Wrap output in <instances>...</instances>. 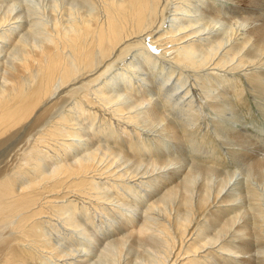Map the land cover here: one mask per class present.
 Masks as SVG:
<instances>
[{"label": "bare ground", "instance_id": "bare-ground-1", "mask_svg": "<svg viewBox=\"0 0 264 264\" xmlns=\"http://www.w3.org/2000/svg\"><path fill=\"white\" fill-rule=\"evenodd\" d=\"M27 3L0 0V264H264V156L217 171L187 129L195 89L224 112L247 69L264 116V0Z\"/></svg>", "mask_w": 264, "mask_h": 264}, {"label": "rangeland", "instance_id": "rangeland-1", "mask_svg": "<svg viewBox=\"0 0 264 264\" xmlns=\"http://www.w3.org/2000/svg\"><path fill=\"white\" fill-rule=\"evenodd\" d=\"M27 0H25V3ZM29 2L27 3V6H29V3L31 2V0H28ZM33 1H36V0H33ZM25 7H26V4H25ZM30 7V6H29ZM174 55V53H173ZM168 58V57H167ZM169 59V58H168ZM168 59H166L168 61ZM166 61V62H167ZM163 62H165V60H163ZM169 65V64H167ZM178 67V66H177ZM221 70V69H220ZM219 70V71H220ZM248 71H246L245 73L246 74H251L252 72H249L250 69H247ZM226 71V70H224ZM213 72V71H212ZM215 72V71H214ZM240 73H238L240 76H241V81H243V86L244 88L246 87V89L243 91V95H244V98L242 99V101H234L233 104L232 103H229V102H224L223 103V100H219V104H222V105H225L226 106V111L224 112H220V111H217L215 109H213L211 106L212 104L218 102L216 99L213 100L211 97L210 99L206 98L207 96V93L205 94L204 91L197 87L195 89V109L194 111H192V113H196V114H199L200 113V120L197 122V123H192V128L188 127V131H193L194 134H196V137H197V142L205 145L203 146L204 150H206L209 155H206L205 154H199V153H196V156L201 159L202 161L205 162L204 165H210V166H215L216 167V170L217 171H220V172H223V173H232L233 171L234 172H238V171H242L245 169V167H242L244 166L243 164L244 163H249L251 161H253L254 159H257V158H260L262 156H264V116L259 112V109L257 108V102L254 98V95L252 92H250V87H248V82H247V79L246 77L244 76L245 73H243L242 71H239ZM186 76L189 77V81L190 83L192 84V86L194 87V83L197 79V74L201 75V72L200 71H192V70H188L187 72H185ZM242 74V75H241ZM243 79V80H242ZM249 88V89H248ZM224 91V88H222L221 86L218 87V90L215 92V94H219V93H222ZM213 97V95H210ZM206 99V100H205ZM176 100V99H175ZM191 100V98L189 99V101ZM211 101V102H209ZM210 103V104H209ZM210 105V106H209ZM201 106V107H200ZM228 110V111H227ZM168 112H169V115L170 117L174 118L175 120H177L180 124L184 125L185 124V121H186V118L187 115H188V111H186L185 109V106L181 105V106H176L174 108H169L168 109ZM218 112V113H217ZM212 113V114H211ZM207 114V115H206ZM233 114H236V115H233ZM215 115V116H214ZM228 115V116H227ZM202 116V117H201ZM223 116V117H222ZM219 117V118H218ZM221 117V118H220ZM242 117V118H241ZM214 118V119H213ZM242 120V123H240L239 125V128L245 133L246 136H248L250 134V139L249 141H251V143L253 144V146L249 147V146H240V148L238 149V146H234L235 148H232V146H230L227 142L229 140V135H230V126L229 124H232V122L236 121V119H240ZM213 119V120H211ZM222 119V120H221ZM228 119V120H227ZM214 121H218V122H214ZM204 122V123H203ZM211 122V123H210ZM215 123V124H214ZM206 124V125H205ZM219 124V125H218ZM201 125V126H200ZM221 125V126H220ZM226 125V127H225ZM193 126H196L198 128V130H194L193 129ZM205 127V129H204ZM212 127V128H211ZM217 127V128H216ZM222 127V128H221ZM208 128V129H207ZM215 130H214V129ZM225 128V129H224ZM227 129V130H226ZM246 129V130H245ZM209 132H208V131ZM226 130V132H225ZM224 131V132H222ZM202 132V133H201ZM204 132V133H203ZM147 133V132H146ZM225 133V134H224ZM228 134V135H227ZM152 135V134H150ZM206 135V137H205ZM209 135V136H208ZM227 136V137H226ZM202 137V138H200ZM220 137V138H219ZM218 138V139H217ZM208 139V140H207ZM220 140V141H219ZM224 142V143H223ZM226 142V143H225ZM217 143H219V145H217ZM202 144V145H203ZM221 144V145H220ZM207 145V146H206ZM213 145V147H212ZM229 145V147H228ZM216 147V149H215ZM218 147V148H217ZM237 147V148H236ZM244 147V148H243ZM257 147V148H256ZM220 148H221V151H220ZM231 148V149H229ZM210 149V150H209ZM218 149V150H217ZM235 149H238L237 151L241 150L239 153L240 154H243L242 155V159L243 161L241 160H238L239 158L237 157H234L231 155V152L232 150H235ZM257 149V150H256ZM17 150V149H16ZM214 150V151H213ZM190 151H192V149H190ZM211 151V152H210ZM244 152V153H243ZM252 152V153H251ZM220 153V154H219ZM14 153H12L10 156H8V159L13 155ZM212 154V156L210 155ZM219 154V155H217ZM226 154V155H225ZM251 154V155H250ZM253 154V155H252ZM257 154V155H256ZM222 155V156H220ZM247 155V156H246ZM259 155V156H258ZM218 156H220L221 158H219ZM255 156V157H254ZM205 157V158H204ZM247 157V158H245ZM254 157V158H253ZM257 157V158H256ZM204 158V159H203ZM214 160L213 162H217V164H214L212 162V160ZM223 158V159H222ZM236 158V159H235ZM206 159L208 161H206ZM246 159V160H245ZM253 159V160H252ZM3 159H1L2 161ZM212 162L210 163L209 162ZM238 160V162H236ZM208 162V163H207ZM207 163V164H206ZM210 163V164H209ZM213 164V165H212ZM233 164V165H232ZM242 168H239L240 166ZM220 167V168H218ZM239 169H238V168ZM218 168V169H217ZM230 169V170H229ZM226 170V171H225ZM237 170V171H236ZM233 172V173H234ZM246 174V173H245ZM247 175V174H246ZM244 175V179H243V183H245V185L243 186V190H246L247 188V182H251V184L255 187L258 186L259 187V191L262 192L263 196H264V186L263 184H261L257 179L254 180L253 182H255L254 184L252 183V180L253 178L250 177V176H246ZM246 177L248 179V181L246 180ZM255 179V178H254ZM251 180V181H250ZM248 182V183H249ZM257 188V187H255ZM261 188V189H260ZM249 199H244L243 200V203H244V210H249L250 208V200L248 201ZM249 202V203H248ZM247 203V204H246ZM249 204V205H248ZM236 207V206H234ZM249 207V208H247ZM237 208V207H236ZM238 209V208H237ZM253 212V211H252ZM250 217V216H248ZM251 218V217H250ZM250 218H249V221H250ZM55 226L54 228L53 227H48L47 226V229L48 231L51 233H53V237H61V235L63 234L64 232V229L61 228L62 226V223L58 220H55L53 221ZM60 224V227L58 228ZM264 227V225H263ZM59 229V232H60V236L59 235V232H55L54 230L56 229ZM253 230L251 229V233L253 234H257L255 236H252L256 241H259L260 242H255L256 245H261V246H264L263 242H264V239H263V235H259L258 237V232L257 231H254V228L256 229V227H252ZM63 232H62V231ZM57 233V234H55ZM77 236V234H75ZM63 236V235H62ZM263 236V237H261ZM257 238V239H256ZM57 239V238H55ZM263 242H262V240ZM254 243V242H253ZM261 243V244H260ZM263 243V244H262ZM215 251H218V250H215ZM40 256V255H39ZM226 256H229L228 254H226ZM41 257V256H40ZM106 257V256H105ZM42 258V262L39 261L37 264H44V262H47V257H41ZM103 257H101L100 259H102ZM108 258H110L108 256ZM112 258V257H111ZM45 259V261H44ZM98 259V260H97ZM95 258L93 259V262H97L99 263L98 261L99 258ZM105 259V258H104ZM107 259V257H106ZM105 259V260H106ZM47 260V261H46ZM107 260H111V259H107ZM108 262V261H107ZM112 263V260L110 261ZM110 262H108L107 264H110ZM47 263L50 264V261H48ZM96 263V264H97ZM33 264H36V262H34ZM46 264V263H45ZM52 264V263H51ZM99 264H106V261H100Z\"/></svg>", "mask_w": 264, "mask_h": 264}, {"label": "snow or ice", "instance_id": "snow-or-ice-1", "mask_svg": "<svg viewBox=\"0 0 264 264\" xmlns=\"http://www.w3.org/2000/svg\"><path fill=\"white\" fill-rule=\"evenodd\" d=\"M153 51H155V50H153Z\"/></svg>", "mask_w": 264, "mask_h": 264}]
</instances>
